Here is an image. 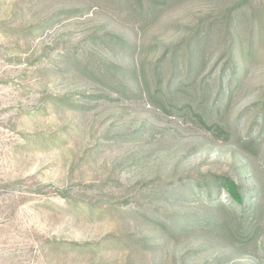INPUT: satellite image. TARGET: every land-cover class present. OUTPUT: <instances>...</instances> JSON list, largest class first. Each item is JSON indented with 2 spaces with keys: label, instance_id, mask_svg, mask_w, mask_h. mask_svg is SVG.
Segmentation results:
<instances>
[{
  "label": "rangeland",
  "instance_id": "1",
  "mask_svg": "<svg viewBox=\"0 0 264 264\" xmlns=\"http://www.w3.org/2000/svg\"><path fill=\"white\" fill-rule=\"evenodd\" d=\"M133 1L0 0V264H264V130L255 123L264 0L240 20L245 49L255 20L261 37L230 102V37L203 41L189 76L182 48L202 18L236 0H170L144 25ZM72 8L85 10L46 22ZM105 33L137 35L138 45L118 51ZM176 45L183 51L168 87ZM125 53L145 62L142 93L118 88L105 68L124 66ZM195 170L260 189L252 217L180 198L173 190L183 187L170 182ZM57 189L100 214L73 212ZM187 214L209 219L178 235L162 225L164 215Z\"/></svg>",
  "mask_w": 264,
  "mask_h": 264
},
{
  "label": "trees",
  "instance_id": "2",
  "mask_svg": "<svg viewBox=\"0 0 264 264\" xmlns=\"http://www.w3.org/2000/svg\"><path fill=\"white\" fill-rule=\"evenodd\" d=\"M170 0H134L132 6L134 7L133 11L136 13L138 19L143 20L144 23L149 20L153 22L154 18L157 15L158 6L161 3H167ZM253 0H236L233 5H227L221 12H212L210 15L205 16L199 21L195 28L192 30V36L189 39L183 41V48L187 47L188 54L185 59V70L187 76L192 74V60L197 56L202 47L206 46L204 43L209 41L213 35H216L215 32H225L227 36L230 37V44L227 50L224 49V52L227 53V62L225 63L224 69L228 68L231 71V79L228 83L226 89L228 102L232 99L234 93L239 88L241 81V73L244 70L248 69V62L253 60L255 54L259 50L260 44V28L259 21L255 20L251 27V34L248 38L246 49L243 46V37L239 32V27L241 26V18L249 14V10L254 11ZM83 8H72L68 10H60L53 14L49 21H56L60 16H78L84 13ZM254 17L255 14H252ZM205 27L207 33L205 37H201V29ZM189 35V34H188ZM102 39L110 46H117L118 51H122L121 48L125 51H132L137 47V35L131 39H127L125 35L120 36L113 33H105L101 36ZM204 41V43H203ZM181 45H176L172 50V59H171V68L172 76L168 87L175 83V72L179 71V60L181 56ZM133 53V52H131ZM225 54V53H224ZM125 55H127L125 53ZM127 59L124 60V66H117L112 64H105V68L108 73H112L111 77L112 82L118 86V88H127L128 90L134 91L137 94L142 93L144 90V85L147 87V67L144 66L145 62L138 66V63L134 60V56L127 55ZM247 59V64L246 60ZM73 60V59H71ZM94 74L95 72L92 71ZM97 72L96 78L106 80L108 79L107 75ZM140 72L141 76H138ZM92 73V74H93ZM121 76L120 79H117V75ZM118 81V82H116ZM130 84V85H129ZM133 87V88H130ZM160 91V90H159ZM149 93V92H148ZM223 94V88L220 87L219 98ZM150 94V101H151ZM63 103H68L71 101L70 97L67 96L63 99H59ZM74 104V103H73ZM258 109L255 123L259 122L261 125V131L264 130V91L260 95V98L257 102ZM178 183L170 182L173 188H178L179 186L183 187V191L173 190L174 193H178V196L184 200L190 198H197L207 201L210 207H225L231 211L235 217L240 220H246L255 210V207L258 201L261 198V190L258 188H250L246 186L244 180L240 176L230 175L228 173H221L217 171H192L186 173L182 178L177 180ZM260 190V191H259ZM57 192L60 193L64 198L67 199L68 204L70 205L73 212L78 213V210L85 211L90 217L97 216V209L93 206L94 204L82 205L79 200L73 199L68 196L67 191H62L57 189ZM226 198V205H223L221 202L222 197ZM97 206L98 203H96ZM166 222L162 225L167 228V230L174 235H178L181 232L187 231L189 228H195L203 226L208 222L209 218L204 216L198 217L187 214L179 218L169 215H164ZM252 217V216H250ZM103 246V245H101Z\"/></svg>",
  "mask_w": 264,
  "mask_h": 264
}]
</instances>
